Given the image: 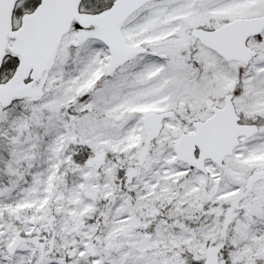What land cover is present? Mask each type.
<instances>
[{
    "label": "snow or ice",
    "instance_id": "snow-or-ice-1",
    "mask_svg": "<svg viewBox=\"0 0 264 264\" xmlns=\"http://www.w3.org/2000/svg\"><path fill=\"white\" fill-rule=\"evenodd\" d=\"M0 264H264V0H0Z\"/></svg>",
    "mask_w": 264,
    "mask_h": 264
}]
</instances>
